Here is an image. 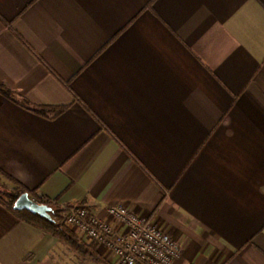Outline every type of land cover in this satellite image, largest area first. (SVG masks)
Masks as SVG:
<instances>
[{"label": "crops", "instance_id": "0c3cea01", "mask_svg": "<svg viewBox=\"0 0 264 264\" xmlns=\"http://www.w3.org/2000/svg\"><path fill=\"white\" fill-rule=\"evenodd\" d=\"M0 81L67 107L0 94V170L25 192L151 216L175 264H264V0H0ZM98 253L0 204V264H115Z\"/></svg>", "mask_w": 264, "mask_h": 264}, {"label": "built area", "instance_id": "2783aa9c", "mask_svg": "<svg viewBox=\"0 0 264 264\" xmlns=\"http://www.w3.org/2000/svg\"><path fill=\"white\" fill-rule=\"evenodd\" d=\"M107 214L109 221L87 204H74L64 211V222L82 239L97 242L99 249L115 256V264H175L182 255L179 241L153 217L123 204L109 205Z\"/></svg>", "mask_w": 264, "mask_h": 264}, {"label": "trees", "instance_id": "16d2710c", "mask_svg": "<svg viewBox=\"0 0 264 264\" xmlns=\"http://www.w3.org/2000/svg\"><path fill=\"white\" fill-rule=\"evenodd\" d=\"M0 94L8 97L9 99L16 101L18 104H22L29 110L40 115H46L50 113L58 115L67 109V107H63V106L60 107L35 106L30 104L26 99L20 100V98L16 95V93L12 89L8 88L6 84L1 81H0ZM0 173L5 178L18 185L16 187H9V188L8 186H4L5 188H8V190H3L0 187V204L4 208L8 209L21 221L27 222L35 226L36 228L40 229L43 233L52 235L58 238L60 241L66 243L70 248L75 250L83 258H92L96 261L102 260L100 254L98 253L99 251L98 243L95 241H90V240L86 241L82 239L72 227H70L64 222V220L63 221L58 220L57 219L58 216L64 215L63 213L65 211V208H62L61 206L55 204L51 200L39 196L37 189L29 191L30 197L36 200L40 204H46L50 206L52 208V212H51L52 219H47L39 214L32 213L26 209L24 210L15 209L14 204L16 200L19 198V196L25 192V189L22 188L20 183L9 174H6L2 170H0ZM1 181L2 179L0 178V182Z\"/></svg>", "mask_w": 264, "mask_h": 264}, {"label": "water", "instance_id": "95a60500", "mask_svg": "<svg viewBox=\"0 0 264 264\" xmlns=\"http://www.w3.org/2000/svg\"><path fill=\"white\" fill-rule=\"evenodd\" d=\"M17 210H28L32 213L39 214L47 219H52V208L46 204H40L30 197L29 192H24L19 196L14 204Z\"/></svg>", "mask_w": 264, "mask_h": 264}, {"label": "rangeland", "instance_id": "374dc122", "mask_svg": "<svg viewBox=\"0 0 264 264\" xmlns=\"http://www.w3.org/2000/svg\"><path fill=\"white\" fill-rule=\"evenodd\" d=\"M4 186H6V185L3 183V181H1V182H0V187H1L3 190H8L9 187H8V188H5ZM57 219L60 220V221H63V220H64L63 216H61V215L58 216Z\"/></svg>", "mask_w": 264, "mask_h": 264}]
</instances>
